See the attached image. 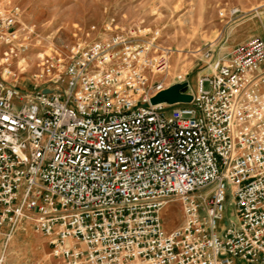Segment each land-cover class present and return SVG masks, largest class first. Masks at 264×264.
I'll return each instance as SVG.
<instances>
[{
    "label": "built area",
    "instance_id": "obj_1",
    "mask_svg": "<svg viewBox=\"0 0 264 264\" xmlns=\"http://www.w3.org/2000/svg\"><path fill=\"white\" fill-rule=\"evenodd\" d=\"M22 15L0 3V242L28 221L66 264H264V39L209 63L189 104L150 103L171 50L139 27L37 54L22 93Z\"/></svg>",
    "mask_w": 264,
    "mask_h": 264
},
{
    "label": "rangeland",
    "instance_id": "obj_2",
    "mask_svg": "<svg viewBox=\"0 0 264 264\" xmlns=\"http://www.w3.org/2000/svg\"><path fill=\"white\" fill-rule=\"evenodd\" d=\"M20 6L36 36L29 66L19 88L29 92L37 54H64L75 42H92L131 28L147 30L146 39L159 31L160 44L171 50L166 86L188 82L195 92L208 64L228 61L231 47L251 38L264 39V0H0ZM259 7V8H258ZM234 10L240 12L234 16ZM110 29L111 32L108 30ZM210 54V59L206 56ZM19 108L23 102L16 98ZM165 230L184 220L178 202L162 213ZM239 224L234 204L225 213ZM0 264H66L52 255L50 239L25 221L11 240L0 242Z\"/></svg>",
    "mask_w": 264,
    "mask_h": 264
},
{
    "label": "water",
    "instance_id": "obj_3",
    "mask_svg": "<svg viewBox=\"0 0 264 264\" xmlns=\"http://www.w3.org/2000/svg\"><path fill=\"white\" fill-rule=\"evenodd\" d=\"M192 102L190 87L188 82H181L171 85L164 91L158 93L150 101L152 105L167 104L174 106L177 104H189Z\"/></svg>",
    "mask_w": 264,
    "mask_h": 264
},
{
    "label": "crops",
    "instance_id": "obj_4",
    "mask_svg": "<svg viewBox=\"0 0 264 264\" xmlns=\"http://www.w3.org/2000/svg\"><path fill=\"white\" fill-rule=\"evenodd\" d=\"M244 42H246V41H243V42H240V43H237V44L233 45V46L231 47V49H233L235 46H237V45H239V44H242V43H244ZM263 68H264V66H263Z\"/></svg>",
    "mask_w": 264,
    "mask_h": 264
}]
</instances>
